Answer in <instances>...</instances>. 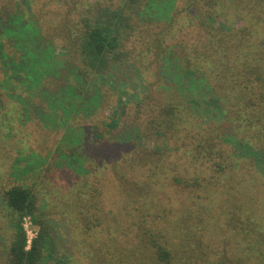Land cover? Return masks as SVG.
Instances as JSON below:
<instances>
[{"label":"trees","instance_id":"1","mask_svg":"<svg viewBox=\"0 0 264 264\" xmlns=\"http://www.w3.org/2000/svg\"><path fill=\"white\" fill-rule=\"evenodd\" d=\"M236 16L243 25L232 27L229 23ZM152 48L160 56L166 52L163 65L172 70L176 64L182 84L194 90L206 87L209 95L188 98L176 89L143 123L136 110V127L144 126V133L153 134L162 150L174 141L172 168H158L155 183L159 185L164 173L176 187L194 191L208 181L232 179L238 170L246 173L232 167L247 157L264 178V0H0V93L17 105L21 116L29 113L33 88L43 85L49 104L45 113L51 121L60 117L70 125L79 117H94L108 103L110 89H116L120 102L123 99L126 86H113L116 67L130 60L136 65V52L147 56ZM209 50L223 57L228 70L215 73ZM171 70L169 74L179 78ZM54 76L63 80L53 86L49 78ZM149 100L140 98L135 107ZM222 122L230 123L229 129ZM107 123L116 128L118 115ZM74 145L66 149L62 162L77 160L82 166L89 149ZM126 147L122 143L114 149L123 154ZM258 199L264 205V195ZM3 200L12 237L0 254V264H44L56 248L48 225L38 222L35 192L16 184L5 191ZM240 207L243 217L234 213L230 219L235 236L241 238L240 256L219 263L264 264V215L244 204ZM26 216L40 227L30 247L22 225ZM148 222H143L139 242L148 257L136 256L134 264H214L199 246L186 245L193 239L191 233L179 252L163 223L154 218Z\"/></svg>","mask_w":264,"mask_h":264},{"label":"rangeland","instance_id":"2","mask_svg":"<svg viewBox=\"0 0 264 264\" xmlns=\"http://www.w3.org/2000/svg\"><path fill=\"white\" fill-rule=\"evenodd\" d=\"M232 21L229 23L232 27L243 25L241 17ZM139 52L134 56L138 67L130 60L119 64L113 72L117 80L113 86L119 83L126 86L122 101L116 89H110L103 109L94 117L72 120L70 125L69 120L54 117L51 121L47 117L49 104L43 85L33 88L29 113L23 116L6 93H0V254L12 237L3 196L8 188L21 184L35 192L38 222L48 225L56 248L47 255L44 264H134L138 261L136 256L148 257L139 242L146 227L143 222L149 223L152 218L167 227L176 251L181 252L185 235L191 233L193 239L186 245L199 246L214 264H220L228 256L239 258L241 238L235 236L230 219L234 213L243 217L239 210L243 209L242 204L264 215V205L258 199L264 195L263 175L259 174L255 161L247 157L232 167L246 173L238 170L232 179L208 181L194 191L176 187L164 173L159 177V185L156 184L153 175L158 168H172L174 141H168V149L162 150L153 134L144 133V126L136 127V110L141 111L143 123L146 117L157 114L159 103L170 101L169 94L176 89L188 98L209 95L206 87L194 90L190 88L192 85L182 84L185 81L181 72L175 71V61L172 70L169 64L163 65L166 52L163 56L155 48L147 56ZM209 52L215 73L224 67L228 70L223 57L218 59L214 51ZM168 68L179 78L169 74ZM54 77L49 78L53 86L63 80ZM144 97L150 99L147 105L143 103L140 109L136 108ZM117 115L120 123L114 128L107 122ZM222 123L227 129L231 126ZM247 131L242 132L245 137ZM122 143L128 145L123 154L114 149ZM61 144L65 153L74 144L83 151L89 149L86 162L82 166L77 160L63 163L65 153ZM133 144L136 147L131 150ZM211 187L217 190L206 192ZM246 196L249 201H245ZM22 225L30 247L40 235V227L30 216L24 217Z\"/></svg>","mask_w":264,"mask_h":264}]
</instances>
